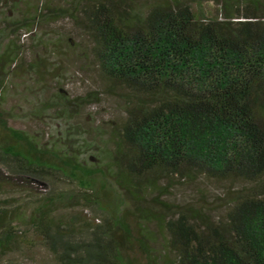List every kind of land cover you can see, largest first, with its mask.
<instances>
[{
	"label": "trees",
	"instance_id": "16d2710c",
	"mask_svg": "<svg viewBox=\"0 0 264 264\" xmlns=\"http://www.w3.org/2000/svg\"><path fill=\"white\" fill-rule=\"evenodd\" d=\"M65 1L41 17L87 35L123 114L93 137L71 121L102 90L70 97L59 86L34 109L62 124L41 144L0 109V193L18 175L77 185L42 193L27 215L0 198V264L34 239L56 264H264V0ZM35 21L0 25V90L18 56L12 36ZM173 178L222 192L174 202ZM93 205L101 222L83 212Z\"/></svg>",
	"mask_w": 264,
	"mask_h": 264
},
{
	"label": "rangeland",
	"instance_id": "374dc122",
	"mask_svg": "<svg viewBox=\"0 0 264 264\" xmlns=\"http://www.w3.org/2000/svg\"><path fill=\"white\" fill-rule=\"evenodd\" d=\"M146 0H138V3ZM65 0H5L0 3V25L5 20L24 19L32 15L35 22L28 29H20L11 40L18 47L15 66L0 90V109L9 113L8 125L22 129L41 144L55 139L60 120L53 118V108L34 114L37 105L55 93L59 86L67 95L74 97L91 90H102L99 100L83 107L80 116L72 119L88 127L93 137L107 138L111 121H118L123 114V99L115 92L106 90L108 84L101 77L90 54V41L82 30L68 18L49 19L41 17L47 7L64 5ZM209 5V4H208ZM89 158L87 155H81ZM92 161L89 158L88 162ZM0 168L6 172L3 165ZM16 190L1 192L0 198L11 199L12 204H21L27 215L37 197L49 189H76L75 182L58 175L37 180L18 175ZM222 185L205 179L191 181L175 178L169 186L167 197L174 202L193 199L198 193L212 198L220 195ZM83 212L96 222H101V213L95 205L84 207ZM24 225L20 228L25 230ZM27 230V229H26ZM28 239L34 231H27ZM34 239V238H33ZM32 240V239H31ZM24 254L14 253L11 264H56L52 254L43 243L32 240Z\"/></svg>",
	"mask_w": 264,
	"mask_h": 264
}]
</instances>
